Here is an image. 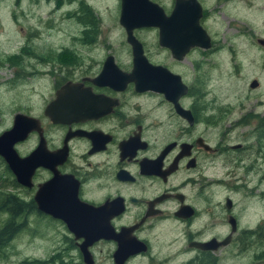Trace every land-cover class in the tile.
I'll return each instance as SVG.
<instances>
[{"label":"flooded vegetation","instance_id":"flooded-vegetation-1","mask_svg":"<svg viewBox=\"0 0 264 264\" xmlns=\"http://www.w3.org/2000/svg\"><path fill=\"white\" fill-rule=\"evenodd\" d=\"M96 1L42 2L54 3L48 16L58 12L59 3L74 4L61 17L74 23L75 29L68 32L70 44L54 53L62 55L58 76L42 71L37 76V70L29 71L47 81L48 92L31 105L15 104L13 112L32 119L27 133L13 145L17 155L24 157L37 148L49 154L41 156L46 165L33 168L29 187L11 175L17 194H26L34 214L64 228L67 246L54 254L67 253L70 248L76 260L69 263L84 264L78 248L82 238H74L62 218L36 208L33 196L38 185L53 176L60 179L63 200L76 205L80 218L89 212L81 211L93 210L90 216L111 236L99 237L87 246L92 264H100L101 259L117 264L116 251L122 247L121 264H219L223 258L238 257L250 244L257 246L258 224L243 227L227 187H223L224 194L212 190L211 177L216 156L235 153L230 159L234 167L251 146L224 144L222 138L211 143V129L221 127L225 114L222 110L212 113L211 103L201 92L208 55L221 49L213 37L222 32L215 12L226 2L238 0H148L161 8L164 16L170 15L176 2L185 4L183 10L195 17L193 27L207 36L208 45L191 46L177 59L159 43L156 27L132 28L130 33L140 43L142 56L160 71L156 89L141 90L126 79L133 65L131 44L119 22L122 0L110 4L118 9L116 28L111 26L110 42L104 43H96L102 17ZM107 14L112 18L109 11ZM179 23L174 21L173 27L178 28ZM140 31L153 32V42L141 40L137 36ZM80 46L87 47L82 56L77 51ZM39 53L47 55L43 49ZM147 70L143 75L155 78ZM173 75L178 77V86ZM60 87L65 89L59 104L48 107ZM243 115L237 124L250 123L247 114ZM247 118L248 122L242 123L241 119ZM260 123L264 125V117L257 119L255 127Z\"/></svg>","mask_w":264,"mask_h":264},{"label":"rangeland","instance_id":"rangeland-1","mask_svg":"<svg viewBox=\"0 0 264 264\" xmlns=\"http://www.w3.org/2000/svg\"><path fill=\"white\" fill-rule=\"evenodd\" d=\"M43 1L0 0V57L18 52L26 44V37H30L27 40L29 45L43 50L52 48L54 52L61 46L70 44L68 32L75 29V24L61 16L65 11H70L74 4L60 6L59 3L56 5L58 12L48 16L49 6L54 3L47 5ZM114 1L116 0L96 1V7L102 15L98 20L101 31L96 43L110 42L108 33L116 28L118 12L116 5H110ZM108 11L112 18L105 16ZM215 17L222 23L223 34L213 35L221 49L209 54L210 62L203 64L205 77L201 83L204 87L201 92L205 94L206 102L211 103L212 113L220 110L224 112L225 121H222L221 127H212L210 141L215 144L222 138L221 143L250 144L251 148L250 152L247 149L243 151L242 160L234 167L231 166L230 159L235 153L227 151L226 154L215 157L211 168L212 190L224 194L226 186L227 195L234 199L241 214V225L252 228L258 224V233L264 235V159L254 150L258 145L256 137L259 133L254 129L255 123L257 119L264 117V46H259L255 40L264 39V0L226 2L217 9ZM137 36L146 42L154 40L153 32L140 31ZM85 48L87 47H77L79 56L84 54ZM34 51L39 53V50ZM61 60L60 53L55 56V60L46 64L25 59L28 62L27 68L37 70V76L40 71L58 76L61 72L58 68ZM12 75L13 67L0 65V132L10 127L15 104L31 105L32 101L39 102L40 94L48 92L49 84L41 77L27 74L21 83L11 84ZM252 79L257 81L254 88L249 87ZM245 113L250 123L237 124ZM248 166L250 169L246 170ZM12 190L17 194L16 189ZM17 195L26 199V194ZM26 223L27 228L20 230L8 246L3 248L5 256L0 258V264H36L34 260L48 259L56 251L62 252L59 247L67 246L63 240L66 232L60 223L33 213L27 217ZM67 250V253H60L59 258L63 262L76 260L75 251L70 248ZM262 250L264 240L259 241L257 246L250 244L238 257L221 259L219 264H264V259H254V254ZM100 262L106 264L103 259ZM46 264L59 263L55 256L53 262Z\"/></svg>","mask_w":264,"mask_h":264},{"label":"water","instance_id":"water-1","mask_svg":"<svg viewBox=\"0 0 264 264\" xmlns=\"http://www.w3.org/2000/svg\"><path fill=\"white\" fill-rule=\"evenodd\" d=\"M184 5L182 2H176L170 15L164 16L161 8L148 0L121 1L119 22L124 25L126 29V40L131 44L132 49L133 69L131 73L127 75L126 79L132 80L137 90L149 87L156 89L158 83L156 76L160 74V71L158 72V67L149 65L142 56L140 43L130 33L132 28L140 26L156 27L158 29L159 43L169 48L172 55L177 59L181 58L183 53L191 46L206 47L208 45L207 36L202 34L199 29H194L195 17L193 15L191 16L189 11L183 10ZM175 19L180 20L181 22L179 23L178 28L173 27L174 21H176ZM177 43H179V45ZM256 43L263 46L264 39L257 38ZM145 68L148 69L146 72L154 75L155 78L150 79L147 76L148 74L145 77L143 75ZM177 79V76H172V80L178 86ZM256 86L257 81L255 79L249 82L250 88ZM64 89V87H60L56 91V98L48 105V107L53 106L56 103L57 105L59 104L58 101L61 98L60 94ZM179 90L182 92L183 87H180ZM28 121H32L29 116L18 113L13 114L10 127L0 132V158H2L13 177L21 185L27 187L31 185L30 176L33 168L36 165H46L45 160L41 159V156L49 155L43 153L40 148L35 149L24 157H19L15 152L13 145L18 139L23 138L27 133L29 129L27 124ZM53 154L58 153L56 152ZM51 156L54 157L55 155ZM61 191H63V187L60 179H57L56 176L39 184L33 196V199L36 202V208L45 214L62 218L67 230L73 235V237L76 239L82 238V241L78 244L82 256V262L84 264H92L91 255L87 250V246L99 237L108 238L111 236L106 234L105 226L98 227L95 219L92 218V215L90 216L89 213L92 214L93 210L81 211L78 208V210L83 213L89 211L85 216H82L83 218H80L77 209H75L76 205H74L71 200L69 202L68 200L64 201V194ZM50 192H52V195H50ZM59 193L61 200L57 202ZM56 211L57 214H55ZM58 213L64 216H61ZM107 232L109 233L110 230L107 229ZM124 249L125 248L122 247L120 250L116 251L115 258L118 257L117 264H121Z\"/></svg>","mask_w":264,"mask_h":264},{"label":"trees","instance_id":"trees-1","mask_svg":"<svg viewBox=\"0 0 264 264\" xmlns=\"http://www.w3.org/2000/svg\"><path fill=\"white\" fill-rule=\"evenodd\" d=\"M29 38L30 37H26V44L20 47L18 52L4 54V56L0 57L1 66L9 68L13 67V75L10 80L11 84L21 83L25 75L29 74L30 68H27L28 62L25 61V59H33L34 62L37 63L40 60H45L44 62H40L46 63L49 62V60L55 59V52L52 48L46 49L45 53H47V55L43 57L42 53L35 52L34 50L42 51L43 48L39 49L36 46L29 45L27 43ZM29 65L32 67V64L29 63ZM248 120V118L242 119V123H246ZM236 126L237 125H235V127ZM254 129L259 132L256 137L258 145L255 147V151L259 152L261 157L264 159V125L260 123L258 127H254ZM245 169L249 170L250 166H248V168L246 167ZM15 187L16 184L10 171L0 158V258L5 256V250L3 248L8 246L9 242L18 232H20V230H25L27 228V217L32 213H36V210L33 208V206H31L30 202L19 197L13 192L12 189H15ZM258 239L259 241L264 240V235L259 234ZM55 256L57 257L59 264H71L69 262H63V260L59 258V254H52L48 259L34 260L33 262L36 264L50 263L54 261ZM254 259H264V250L255 254Z\"/></svg>","mask_w":264,"mask_h":264}]
</instances>
